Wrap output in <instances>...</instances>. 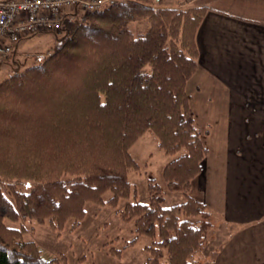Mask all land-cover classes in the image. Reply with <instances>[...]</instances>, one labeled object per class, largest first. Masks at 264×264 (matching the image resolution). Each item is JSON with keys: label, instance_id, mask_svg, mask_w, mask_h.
Here are the masks:
<instances>
[{"label": "trees", "instance_id": "trees-1", "mask_svg": "<svg viewBox=\"0 0 264 264\" xmlns=\"http://www.w3.org/2000/svg\"><path fill=\"white\" fill-rule=\"evenodd\" d=\"M157 5L115 0L91 11L65 8L60 28L50 31L56 43L47 56L0 81V264L54 261L22 240L24 228L5 220L48 221L61 229L69 219L80 223L86 202L116 207L129 197L127 172L139 169L130 148L147 132L171 156L161 171L166 189L184 199L162 206L161 186L148 177V202L118 210L122 220L134 219L126 246L143 235L150 243L141 264H202L217 215L189 195L207 150L187 83L208 8ZM131 22L147 27L134 33ZM18 179L36 184L29 191L10 184L11 200L1 183ZM108 252L121 256V249Z\"/></svg>", "mask_w": 264, "mask_h": 264}, {"label": "crops", "instance_id": "crops-1", "mask_svg": "<svg viewBox=\"0 0 264 264\" xmlns=\"http://www.w3.org/2000/svg\"><path fill=\"white\" fill-rule=\"evenodd\" d=\"M159 1L208 8L196 30L197 67L187 83L207 150L190 195L217 215L227 235L205 264H264V128L253 104L264 103V88L248 90L239 105L241 94L228 93L223 81L264 80V0ZM252 104L251 111L243 109Z\"/></svg>", "mask_w": 264, "mask_h": 264}, {"label": "rangeland", "instance_id": "rangeland-1", "mask_svg": "<svg viewBox=\"0 0 264 264\" xmlns=\"http://www.w3.org/2000/svg\"><path fill=\"white\" fill-rule=\"evenodd\" d=\"M158 2L161 3L158 0L156 5ZM171 7L187 8L183 6L182 1H178L177 6ZM129 26L134 33H137L143 32L147 27V23L131 22ZM55 43L56 39L50 30L33 33L20 39L10 55L0 63V81L12 75L14 71L19 72L36 61H40L44 55L47 56L48 50ZM223 81H225L228 93L237 92L241 94L238 95L239 98H242L237 101L239 105L243 104L244 95L248 90L254 89L258 85L261 86V84L264 88V80ZM256 103L258 109L256 118L259 120L258 124L264 128V103L260 102L259 99L258 102H253V104ZM253 104L250 106L251 108L245 107L243 109L251 111L254 107ZM130 152L139 164V169L128 170L130 195L127 198L120 199L116 207L86 202L85 214L80 223L74 226L73 220L69 219L61 229L53 228L48 221L37 223L34 220L19 219L18 221L5 220V223L8 226L24 228L22 240L33 241L43 257L54 259L51 264H141L148 257L145 246L150 243V239L141 235L133 244L126 246L127 242L134 236V219L122 220L118 210L122 209L126 202H148V177L155 178L161 186L162 198L160 204L162 206L181 202L184 196L179 191L171 192L166 189L161 171L166 159L169 160L171 156L164 154L158 147L157 140L152 133H145L131 147ZM10 184L21 191H29L36 182L34 180L18 179L10 181L7 185L6 182L1 183L3 192L9 199L13 200L8 189ZM109 195V192L106 193L105 198ZM226 232L227 229L217 219L216 225L213 226V230L210 232L209 241L200 254L202 264H205L208 259L206 253H209L210 250L220 244L227 235ZM111 247L121 249V256L117 257L109 253L108 250Z\"/></svg>", "mask_w": 264, "mask_h": 264}, {"label": "built area", "instance_id": "built-area-1", "mask_svg": "<svg viewBox=\"0 0 264 264\" xmlns=\"http://www.w3.org/2000/svg\"><path fill=\"white\" fill-rule=\"evenodd\" d=\"M115 0H0V62L18 41L43 30H58L65 8L91 11Z\"/></svg>", "mask_w": 264, "mask_h": 264}]
</instances>
